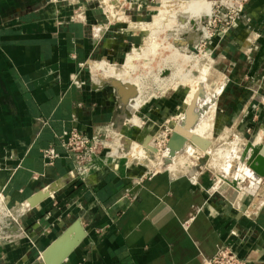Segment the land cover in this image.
Segmentation results:
<instances>
[{
  "label": "crops",
  "instance_id": "0c3cea01",
  "mask_svg": "<svg viewBox=\"0 0 264 264\" xmlns=\"http://www.w3.org/2000/svg\"><path fill=\"white\" fill-rule=\"evenodd\" d=\"M59 2L0 0V199L19 217L16 230L0 236V264H39L76 219L86 236L61 264H209L224 246L240 264H264V191L262 201L236 203L240 190L211 192L189 172L117 157L99 161L85 179L75 176L60 134L73 126L96 133L119 118L114 89L89 84L86 66L122 56L128 40L121 22L72 16ZM132 2L143 7L132 18H149L151 0ZM224 36L216 46L225 44L222 57L235 73L219 96L220 110L264 128V0H249ZM177 98L140 107L142 124L152 121L143 141L158 126L160 104L172 110ZM126 125L119 130L138 138L141 127ZM49 146L59 153L52 163L43 155ZM46 192L36 206L29 202Z\"/></svg>",
  "mask_w": 264,
  "mask_h": 264
},
{
  "label": "rangeland",
  "instance_id": "374dc122",
  "mask_svg": "<svg viewBox=\"0 0 264 264\" xmlns=\"http://www.w3.org/2000/svg\"><path fill=\"white\" fill-rule=\"evenodd\" d=\"M219 1L220 0H151V7L145 9L150 11L149 18L146 20H137L134 16V18H132V12L142 11L143 7H138V3H130V0H120V2L114 0H60L59 3L71 6L72 12L69 15L72 16L81 12H86L87 14L98 15L97 17H100V15L105 18L109 17L108 20L113 22H121V27L124 28V34H126V39L128 40V46L124 54L120 57H104L103 59H107L108 63H119V65L125 63L126 60L124 61V59L127 53L135 47H138V49L142 48L145 51L143 56L135 58L133 63H136V65L122 68L119 74H115V76L112 75L109 77V75L105 73L108 76L104 74L101 78L102 83L104 82V85L102 86L108 85L111 91L114 89V94L119 101V118L117 117L118 121L116 120L115 123L116 130L120 131V126H124L125 124L131 128L133 126L141 127V134L138 135V138L132 136V138L128 137L124 132L122 133L125 136L122 135L121 132L118 133L120 137H123V139H121L122 144H125L123 147L117 148V150H119L118 158L135 161L139 164H143L150 170L173 167L180 171L189 172L192 174L196 184L206 188V190H210L211 192L216 191L218 193L219 189L221 190L219 181H223L219 179H223L224 176H227L226 178L234 181L233 179L237 176L236 174L239 173L236 177L238 178L236 179L238 181L236 185L237 189H235L240 190V195L236 203L239 200L242 201L243 198L248 200L256 198L257 201H262L263 197H261V195L264 191V175L259 174L253 168V165L257 160V156L260 154V152H255L256 148L264 145V128L252 124L251 122L249 123V118H247L248 120L244 119V115L230 118L229 116H226L225 112L220 110L219 96L226 85L227 79L235 73L232 67L233 65L230 64L229 59L222 57V47H225V44L223 45V43H219L216 46V41H218L219 36H223L224 40H226V36H224L225 33L222 31L225 27L226 20L222 17H211L210 15L211 18L208 17L205 19L203 21V26L208 32V35H203L200 31L197 33L199 36L197 41L193 43V40L189 44L190 54L193 55V59H209L211 62L210 65L212 69L208 72L206 71V74H204V77L206 75V80L203 83L207 86L206 91L210 94L220 90L217 98L215 97L213 100H216L214 103L216 105L212 104L210 106L205 115L200 121H198L199 123H197V127L195 126L196 128L194 127L195 129L192 131V134H197L203 138L210 139L211 144L207 148H202L188 138L186 148L179 152H175L173 158L171 150L168 149L169 144L176 133L174 129L175 125L178 124L183 115V104L191 98V95L193 96L196 87L199 84V79H197L196 76V71L198 70L197 63L193 59H191L187 65L189 81L185 83H179L177 81L180 75L175 66L170 65L168 69L158 72L157 68L159 67V64L164 62V58L170 56L171 51H176L175 48H179L175 46L172 49L169 46L171 41L170 39H167L169 37L166 36V31L169 29V26L171 27L170 29L174 28L172 25L176 22V15L182 13L186 9L193 8L194 10H197L199 8H204L210 10V7L213 6V9L216 10V12L224 11L225 7L221 5ZM127 15L130 17H127ZM155 16L156 18L160 16L162 19L160 20L159 18L160 21L158 20V22L148 26L138 23L146 21V24H148L147 22L152 20V17ZM236 22L231 25L230 29H228V33L233 31ZM99 28L104 29L102 26ZM156 41H158L157 45L154 43ZM174 53L177 54L178 52L176 51ZM243 56L244 55H242V57ZM101 59L102 58H94V60L98 61H101ZM171 62L172 61H170V63ZM246 64L247 63H245V65ZM181 69L182 71L185 70V68ZM86 70L89 77L87 82L90 84L92 83V71L89 64L86 66ZM103 71H105L104 68L98 66L96 73L100 77V75L103 74ZM111 78H116V82ZM122 78L124 80H122ZM118 79L121 80L122 85L130 84L129 81L138 84V90L132 95L133 98L139 96L138 99H141L139 103L135 102L136 104H134V106H130L129 102H127L129 101V98H127L128 100L124 98L121 100L120 95L117 92L120 84L117 83L119 81ZM172 94L178 96L177 99L179 102L172 110H169L168 107L161 106L160 104L159 110H161L162 114H157L158 117L155 120L157 121L158 126L155 129L152 140L149 142L150 147H148L144 144L143 133L152 121L150 120L146 122L147 124H142V120L138 113L139 109L144 103L148 104L155 100L158 101ZM129 106L133 108H130ZM254 118L256 121L258 120L257 117L254 116ZM247 145L250 146L249 149H247ZM233 149L236 150L233 151ZM246 150L247 156H244ZM232 152H235L236 155ZM167 159H171L172 161H168ZM240 159L242 162H245L242 163ZM240 164H242V167H240ZM246 167L257 173L256 178H249V176L246 175ZM229 188L230 190H235L231 187ZM222 196L223 200H228L227 196ZM22 209L23 208H19L15 210V212L21 214ZM4 211L8 214V211L5 209ZM10 212L8 214L10 219L8 217L6 218V216H2V213L0 212V236H5L7 233H10V231L8 232L10 228H16L14 227L15 222L19 217H17L15 213Z\"/></svg>",
  "mask_w": 264,
  "mask_h": 264
},
{
  "label": "bare ground",
  "instance_id": "6f19581e",
  "mask_svg": "<svg viewBox=\"0 0 264 264\" xmlns=\"http://www.w3.org/2000/svg\"><path fill=\"white\" fill-rule=\"evenodd\" d=\"M161 3H163V2H161ZM162 7H163V5H162ZM212 12H213V6L210 7V10H207V9H204V8H202V9L199 8L197 10H194L193 8H189V9H186L185 11H183L182 13L176 15V18H175L176 22L174 23V25H172V27L174 26V28L170 29L171 27L169 26V29L166 31V36L169 37L167 39H170V41H171V44H169V46L172 49L175 46L176 47H179V48H175V50L178 53L176 54V53H174L176 51H171L170 52L171 53L170 56L165 57L164 58V62H162L161 64H159V67L157 68L158 69V72H160V71L162 72L165 69H168L170 65L171 66H175L177 68V71H178L179 75H180L179 76V79L177 81L179 83H185V82L189 81V71H187V67H188L187 65L191 61V59H193V55L190 54L189 44L193 40H194L193 43L195 41H197V39L199 37L197 35V33L200 32V31L202 32L203 35H208V32L206 31V29L203 26V21L205 19H207L208 17H210V15L212 14ZM127 17H129V15H127ZM159 18H160V20L162 19V17H160V16L158 18H156V16L155 17H152V20H150L149 22H147L148 24H146V21H142V22H138V23H140L142 25H147L148 26L150 24H154V23L158 22ZM103 30L104 29L99 28V27L95 30V38H96V40L99 38V36L103 32ZM154 43H156V45H157L158 44V41H156ZM144 54H145L144 49H142V48L141 49H138V47H135V49L133 51H131V52H129L127 54L126 59H125L126 60L125 63L120 64V65L108 63L107 59H101V61H98V60L97 61H95V60L92 61L90 63V69L92 71V86L93 87H99V86L104 85L103 84L104 82L102 83V79H101L102 78V75H104L106 73V74L109 75V77H111L112 75L115 76V74L116 75L119 74V72H120V70L122 68H125V67H128V66H131L132 67V66L136 65V63H133L135 61V58L140 57V56H143ZM193 60H195L196 63H197L198 70L196 71L197 72L196 73V76H197V79H199V84L197 85L196 90H195L193 96L191 95L190 96L191 98H189L188 101L184 102V104H183L184 111H183V115L181 116V118H180V120L178 122V128L179 129L174 134V137H173L171 143L169 144V148H168L172 152L171 153L172 158L174 157L175 152H179V151L184 150L186 148L187 142H188V138H190L192 140L191 135H193L192 134L193 129H195L197 127V123H199L198 121H200V119L205 115L206 111L210 108V106L212 104L213 105H216V104H214L216 102V100L215 101H213V100L215 99V97L217 98V96H218V94L220 92V90H219V91H216L214 93H210L209 94L206 91L207 86H205V84L203 83L206 80V78H205L206 75L204 77V74H206V71L208 72L209 70L212 69L211 68V65H210V63H211L210 60L209 59H198V58L197 59L195 58ZM170 61H172V62L170 63ZM106 63H108L109 65L106 64ZM98 66H101L105 70V71H103V74L100 75V77L96 73L97 70H98ZM181 68H185V70L182 71ZM199 68H200V71H199ZM108 75H106V76H108ZM106 78H108V77H106ZM116 78H117V76H116ZM111 79H113V78H111ZM115 79H113V81ZM116 80H115V82H116ZM122 80H124V79L122 78ZM103 81H104V79H103ZM126 81H128V80H126ZM129 82H130V84H128V85H122L121 80H119L117 83L118 84L120 83V84H119V89H117V91L120 90V87H121V89L123 88L124 90H122V91L124 92V94L122 95V93H120V97H122V98H124L126 100H128L127 98H129V101H127V102H129V105L130 106L131 105L134 106V104L139 103L141 101V99H138L139 96L138 97L135 96V98H133V95H132V94L135 93V91L138 90V86H137L138 84L132 83L133 81H129ZM130 108H133V107H130ZM115 123L116 122H114V126L116 127V124ZM154 132H155V130H154ZM152 138H153V135L151 137H149L146 142L144 141V144H146L148 147H150L149 146V142H150V140H152ZM206 139H208V138H206ZM208 140H210V139H208ZM194 143H196V142H194ZM258 145H256V146H258ZM249 147L250 146H248V148L247 147L246 148L249 149ZM263 148H264V145H261L259 148H256V151H255L256 153L257 152H260V154L257 156V160H256L255 164L253 165V168L259 174H263L264 173V154H263ZM235 150L236 149H233V151H235ZM118 151L119 150L116 149L115 150V153H118ZM232 153L235 154V152H232ZM246 153H247V150H246L244 156H247ZM230 159H231V157H230ZM167 160L168 161L169 160L172 161L171 159H167ZM240 161H241V159H240ZM243 162H245V161H243ZM229 164H232V163H229ZM240 167H242V164H240ZM240 167H239V169H240ZM230 168H231V166H230ZM257 168H261L262 171L259 172L257 170ZM236 169H238V168H236ZM245 169H246V173H247L246 175L249 176V178L250 177L256 178L257 173L254 170H251L248 167H246ZM224 171H228V170H224ZM238 174H236V175L238 176ZM237 176H235V178L233 179L234 181H231L230 179L226 178L227 176L226 177L224 176L223 179H219L218 178L219 180H223L222 182L219 181V184L221 185V190L222 191H224V190L227 191L229 189V187H231L232 189H235V188L237 189V187H236L237 181H238V180H236V179H238V178H236ZM40 194H42V193H40ZM231 195H234V193L231 194ZM41 197H43V196H41ZM4 207H5V205L1 202V199H0V212L2 213V216H7L11 210H6V211H8V214H7L4 211ZM24 211H25V209H22L21 210V213L24 212ZM10 213H12V211ZM71 234L72 233H70L69 235L71 236Z\"/></svg>",
  "mask_w": 264,
  "mask_h": 264
},
{
  "label": "built area",
  "instance_id": "2783aa9c",
  "mask_svg": "<svg viewBox=\"0 0 264 264\" xmlns=\"http://www.w3.org/2000/svg\"><path fill=\"white\" fill-rule=\"evenodd\" d=\"M248 1L220 0L219 2L225 7V10L216 12L213 9L211 17H222L226 20L225 27L222 30L225 35L228 33L227 31H229L228 29L231 28V25L240 18ZM115 128L114 122H110L106 124L103 131L89 134L79 127L73 126L60 134L59 137L62 145L75 162V176L77 178L85 179L86 176L99 167L98 162L106 159V157H119V152L115 153V150L118 147H123L125 144H122L121 139L123 137H120L118 133L124 134ZM43 155L49 163H52L59 156V153L55 147L49 146L43 150ZM4 209L9 210L6 206ZM7 217L10 219L9 215ZM239 262L237 254L229 247L224 246L209 264H240Z\"/></svg>",
  "mask_w": 264,
  "mask_h": 264
},
{
  "label": "water",
  "instance_id": "95a60500",
  "mask_svg": "<svg viewBox=\"0 0 264 264\" xmlns=\"http://www.w3.org/2000/svg\"><path fill=\"white\" fill-rule=\"evenodd\" d=\"M123 88L118 90V94L124 92ZM121 100H123L122 97H120ZM176 130H178V126H175ZM154 130L146 135L145 142L148 140L149 137H151L154 133ZM191 138L194 142H196L199 146L202 148H207L211 141L203 138L197 134L191 135ZM263 154H264V148H263ZM257 170L260 172L262 171L261 168H257ZM264 175V173H263ZM39 193V192H38ZM36 193L33 195L29 202L32 203L33 206H36L39 204L47 195L46 192L43 194V197L40 198V195ZM70 233L71 236L69 235ZM86 236V231L82 225V222L80 219H76L58 238L54 240L43 252V260L39 264H61L72 252V250L83 240V238Z\"/></svg>",
  "mask_w": 264,
  "mask_h": 264
}]
</instances>
